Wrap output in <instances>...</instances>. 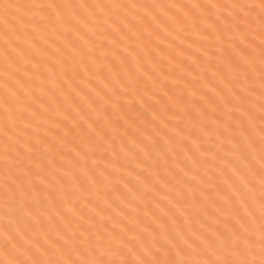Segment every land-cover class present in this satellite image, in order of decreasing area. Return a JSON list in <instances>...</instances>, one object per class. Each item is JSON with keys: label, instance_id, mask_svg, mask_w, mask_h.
I'll list each match as a JSON object with an SVG mask.
<instances>
[{"label": "snow or ice", "instance_id": "6c2138e0", "mask_svg": "<svg viewBox=\"0 0 264 264\" xmlns=\"http://www.w3.org/2000/svg\"><path fill=\"white\" fill-rule=\"evenodd\" d=\"M0 264H264V0H0Z\"/></svg>", "mask_w": 264, "mask_h": 264}]
</instances>
